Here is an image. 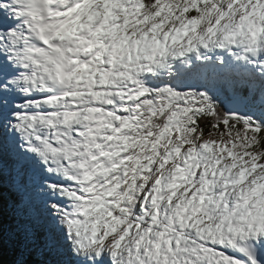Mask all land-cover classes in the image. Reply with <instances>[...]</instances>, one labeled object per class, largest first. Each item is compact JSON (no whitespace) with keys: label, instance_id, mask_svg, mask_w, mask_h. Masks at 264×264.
Wrapping results in <instances>:
<instances>
[{"label":"snow or ice","instance_id":"obj_1","mask_svg":"<svg viewBox=\"0 0 264 264\" xmlns=\"http://www.w3.org/2000/svg\"><path fill=\"white\" fill-rule=\"evenodd\" d=\"M0 264H264V0H0Z\"/></svg>","mask_w":264,"mask_h":264}]
</instances>
